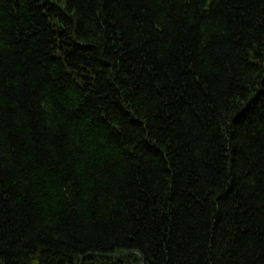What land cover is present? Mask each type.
<instances>
[{"label":"trees","instance_id":"1","mask_svg":"<svg viewBox=\"0 0 264 264\" xmlns=\"http://www.w3.org/2000/svg\"><path fill=\"white\" fill-rule=\"evenodd\" d=\"M140 256L264 264V0H0V264Z\"/></svg>","mask_w":264,"mask_h":264},{"label":"water","instance_id":"2","mask_svg":"<svg viewBox=\"0 0 264 264\" xmlns=\"http://www.w3.org/2000/svg\"><path fill=\"white\" fill-rule=\"evenodd\" d=\"M133 253H138L136 251H127L126 253L124 254H121V255H105L104 257H107V258H112V259H120V258H125L127 256H129L130 254H133ZM84 259V257L81 258V261ZM141 264H144V260L142 258V263Z\"/></svg>","mask_w":264,"mask_h":264},{"label":"bare ground","instance_id":"3","mask_svg":"<svg viewBox=\"0 0 264 264\" xmlns=\"http://www.w3.org/2000/svg\"><path fill=\"white\" fill-rule=\"evenodd\" d=\"M133 254H138V253H133ZM131 255V254H130ZM139 255V254H138ZM141 257V260H142V256H140ZM126 258V257H125ZM115 259H117V258H115ZM143 260H144V258H143ZM142 263V262H141Z\"/></svg>","mask_w":264,"mask_h":264},{"label":"rangeland","instance_id":"4","mask_svg":"<svg viewBox=\"0 0 264 264\" xmlns=\"http://www.w3.org/2000/svg\"><path fill=\"white\" fill-rule=\"evenodd\" d=\"M81 263H82V261H81Z\"/></svg>","mask_w":264,"mask_h":264}]
</instances>
